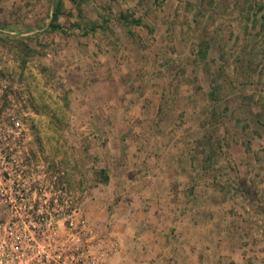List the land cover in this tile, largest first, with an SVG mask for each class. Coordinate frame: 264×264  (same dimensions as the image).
Returning a JSON list of instances; mask_svg holds the SVG:
<instances>
[{"label":"rangeland","instance_id":"1","mask_svg":"<svg viewBox=\"0 0 264 264\" xmlns=\"http://www.w3.org/2000/svg\"><path fill=\"white\" fill-rule=\"evenodd\" d=\"M0 128L106 264H264V0H0Z\"/></svg>","mask_w":264,"mask_h":264},{"label":"built area","instance_id":"2","mask_svg":"<svg viewBox=\"0 0 264 264\" xmlns=\"http://www.w3.org/2000/svg\"><path fill=\"white\" fill-rule=\"evenodd\" d=\"M10 131L0 128V264H106L105 235L69 201L60 212L58 193L37 192L51 188L40 187L27 159L13 151L19 137Z\"/></svg>","mask_w":264,"mask_h":264},{"label":"trees","instance_id":"3","mask_svg":"<svg viewBox=\"0 0 264 264\" xmlns=\"http://www.w3.org/2000/svg\"><path fill=\"white\" fill-rule=\"evenodd\" d=\"M61 7H62L61 2H58L57 6H56V8L54 10V14H53V16L51 18V22H50L49 26H50V29L53 30V31L61 29V25L59 24V16L62 13ZM131 21L132 22H138L139 20L135 19V18L134 19L132 18Z\"/></svg>","mask_w":264,"mask_h":264}]
</instances>
